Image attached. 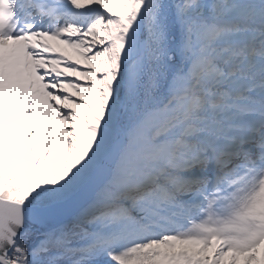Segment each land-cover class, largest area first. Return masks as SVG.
I'll list each match as a JSON object with an SVG mask.
<instances>
[{
	"label": "snow or ice",
	"instance_id": "1",
	"mask_svg": "<svg viewBox=\"0 0 264 264\" xmlns=\"http://www.w3.org/2000/svg\"><path fill=\"white\" fill-rule=\"evenodd\" d=\"M0 264H264V0H0Z\"/></svg>",
	"mask_w": 264,
	"mask_h": 264
}]
</instances>
